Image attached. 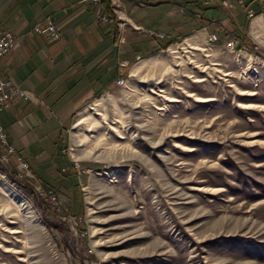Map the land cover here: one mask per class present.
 <instances>
[{
    "label": "rangeland",
    "instance_id": "rangeland-1",
    "mask_svg": "<svg viewBox=\"0 0 264 264\" xmlns=\"http://www.w3.org/2000/svg\"><path fill=\"white\" fill-rule=\"evenodd\" d=\"M122 1L92 2L118 38ZM201 1L198 31L125 66L117 47L113 83L63 123L74 173L41 179L0 145L22 179L0 170V264H264V11L244 10L264 0Z\"/></svg>",
    "mask_w": 264,
    "mask_h": 264
},
{
    "label": "crops",
    "instance_id": "crops-1",
    "mask_svg": "<svg viewBox=\"0 0 264 264\" xmlns=\"http://www.w3.org/2000/svg\"><path fill=\"white\" fill-rule=\"evenodd\" d=\"M122 3L119 12L126 22L118 38L90 0H0V26L17 38L16 47L0 58V75L28 94L1 109L0 123L8 142L41 179L60 178L63 169L74 173L59 152L63 123L86 98L113 83L117 47L122 51L119 66H125L135 51L179 34L188 36L206 22L201 0ZM46 19L56 25V39L32 30Z\"/></svg>",
    "mask_w": 264,
    "mask_h": 264
},
{
    "label": "built area",
    "instance_id": "built-area-1",
    "mask_svg": "<svg viewBox=\"0 0 264 264\" xmlns=\"http://www.w3.org/2000/svg\"><path fill=\"white\" fill-rule=\"evenodd\" d=\"M112 1L113 3H118L121 0H109ZM212 0H205L206 3L211 2ZM91 2H93L94 4H100L101 0H91ZM225 3V2H224ZM113 5L114 10H116V5ZM118 8V7H117ZM101 9H99L100 11ZM244 10L247 13L248 17H253L254 16V10H252L251 7H244ZM102 12V11H101ZM100 17L104 20H109L110 18L104 14V13H100L99 14ZM32 30L35 31L36 33H41V32H47L48 33V37L50 39H56L59 36L58 30H56V25L54 24V22L50 19H46L45 21H42L41 23H37L32 27ZM161 36V34H158ZM215 35L212 34L211 38L209 39H215ZM235 40L231 39L230 41L227 42V46H229V48H233L235 46ZM17 44V38L16 36L6 27H1L0 26V58L2 56H4L6 53H8L10 50H12L14 47H16L15 45ZM123 81H125V79L123 77H118L116 79V84L118 85H123ZM28 97L27 91L19 88L16 84L13 83V81L10 78H6L3 77L2 75H0V111L3 108H8L10 106H12L15 102L16 99L22 98V99H26ZM0 140L2 141V144H8V146H10L12 148V150L14 151L16 158L20 157L21 159H23V165L25 166L26 172H29L30 168H29V164L27 162L26 159H24L15 149V147L10 144L8 142L7 139V133L4 131L3 126L0 123ZM0 161L3 162L6 167L8 168L9 171L14 172V168H9L7 161L3 160L2 157L0 156ZM15 179L16 180H22L21 178L17 177L15 174ZM49 194V198L52 199V201H54L56 203V205H58L59 201L57 200V194L55 193L54 190H50L48 191ZM76 216H70V220H72L73 222H75V218ZM81 236H84L86 234L85 231H80Z\"/></svg>",
    "mask_w": 264,
    "mask_h": 264
},
{
    "label": "bare ground",
    "instance_id": "bare-ground-1",
    "mask_svg": "<svg viewBox=\"0 0 264 264\" xmlns=\"http://www.w3.org/2000/svg\"><path fill=\"white\" fill-rule=\"evenodd\" d=\"M123 84H124V82H123ZM0 145L3 147H7L8 144H2V141L0 140ZM6 150L9 154L15 155L14 151L12 150V148L10 146H8ZM0 156L2 157L3 160L7 161V157L5 155L0 154ZM17 161L19 162L18 166L20 167V169L24 170L25 166L23 165V159H21L20 157H17ZM6 168H7L6 165L0 161V170L2 169V171H5ZM2 173H3L2 175H5V172H2ZM14 178H15V174H14ZM4 251H9V250L5 249Z\"/></svg>",
    "mask_w": 264,
    "mask_h": 264
},
{
    "label": "trees",
    "instance_id": "trees-1",
    "mask_svg": "<svg viewBox=\"0 0 264 264\" xmlns=\"http://www.w3.org/2000/svg\"><path fill=\"white\" fill-rule=\"evenodd\" d=\"M103 4L105 5V10L109 13L110 11H108L107 2H106V1H103ZM249 4H250V5L253 4V6H254V4H255V5L258 6V5L262 4V0H250V1H249ZM263 11H264V10H263L262 8H259V6H258V8L255 9L254 15L260 14V13H262ZM247 20H248V18H247ZM170 43H172V41L167 42L166 44H164V46H162V47H160V48H166V47H168V46L170 45Z\"/></svg>",
    "mask_w": 264,
    "mask_h": 264
}]
</instances>
